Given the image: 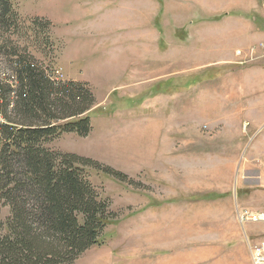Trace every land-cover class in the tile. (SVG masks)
I'll list each match as a JSON object with an SVG mask.
<instances>
[{
	"label": "rangeland",
	"instance_id": "374dc122",
	"mask_svg": "<svg viewBox=\"0 0 264 264\" xmlns=\"http://www.w3.org/2000/svg\"><path fill=\"white\" fill-rule=\"evenodd\" d=\"M149 5V0H12L18 18L12 15L0 26L5 84H15L17 54L52 81L83 83L90 93V133L65 132L44 146L98 161L102 168L88 167L86 174L116 217L103 243L68 264H251L249 243L264 240V222L239 224L237 212L248 198L237 186L241 159H218V152L234 154L241 130L244 145L255 127L260 126L255 137L264 136V57L257 46L253 57L239 48L242 54L236 51L230 62H209L242 44L224 40L216 27L190 31L200 23L185 8L176 16L187 22V35L162 30V39L143 44L140 35L149 32L138 30L141 15L148 14L146 23L158 29L163 18L175 17L161 13L156 21ZM231 16L212 13L202 22L237 23ZM246 20L264 29V0ZM227 102H254L263 110L217 125L220 105ZM210 151L215 158L205 159ZM256 156V167H245L264 175V155ZM107 167L128 179L107 174ZM256 201L264 202V196ZM7 202L0 200L1 220L9 214Z\"/></svg>",
	"mask_w": 264,
	"mask_h": 264
},
{
	"label": "trees",
	"instance_id": "16d2710c",
	"mask_svg": "<svg viewBox=\"0 0 264 264\" xmlns=\"http://www.w3.org/2000/svg\"><path fill=\"white\" fill-rule=\"evenodd\" d=\"M11 5L0 0L1 27L18 18ZM15 57V84L0 79V200L10 209L0 219V264L72 263L103 243L116 214L86 174L100 163L44 142L65 132L90 133V93L83 83L52 81L29 57ZM104 171L128 179L112 167Z\"/></svg>",
	"mask_w": 264,
	"mask_h": 264
},
{
	"label": "crops",
	"instance_id": "0c3cea01",
	"mask_svg": "<svg viewBox=\"0 0 264 264\" xmlns=\"http://www.w3.org/2000/svg\"><path fill=\"white\" fill-rule=\"evenodd\" d=\"M151 8L148 11L150 13L151 17H155L156 21L161 18L162 14H165L167 17L168 14H174L175 17L173 18L174 21L169 20V18L165 19V22L161 21L162 26L160 29L158 27L152 26L151 24L146 23V13L141 15L139 23L137 25L138 30H144L145 32H149V34L144 33L140 35V40H142L143 44L148 43V41L151 40V43H156L160 39H162V30H170L172 31H183L184 35H187L188 29H186V21L183 19V17L176 16V14L185 8V11L190 13L191 15L196 14V19L200 23L194 24L193 29L190 31H196V30H202V27H216V29L219 28V30H223L222 38H225L224 40L228 39H235L240 44H242L240 47L235 48V50H230L229 54H224V57L218 60H208L209 62H230L236 58V51L239 48H242V51H245V54L249 53L251 48L259 46L262 42H264V29L256 27L250 20V22H247L246 17L248 14L257 12L259 8V0H171L170 5L168 2L170 0H149ZM190 3V4H188ZM217 3V4H216ZM196 4V5H195ZM199 4V6H197ZM222 4V6L220 5ZM191 5H194L195 7H191ZM215 6L214 9L211 7ZM143 9L146 10L145 7V1L143 3ZM198 9L197 11H194ZM220 10V11H219ZM226 12L227 14L233 13V16L231 18H235L237 20V23L232 24L228 22L224 23H205L203 21V17L205 15H210L212 13L217 12ZM218 15V14H217ZM190 17V15H188ZM155 21V22H156ZM185 21V22H184ZM170 22L174 24V26L170 27ZM152 23H154L152 21ZM165 23L166 26H163ZM156 24V23H155ZM158 25V24H157ZM166 27V28H165ZM160 30V32H159ZM190 38V35H188ZM183 38V37H182ZM194 38H197V36L194 34ZM193 38V39H194ZM190 40V39H187ZM223 40V41H224ZM260 42V43H259ZM259 45H257V44ZM150 44V43H149ZM253 44H256L255 46ZM151 45V44H150ZM247 52V53H246ZM227 53V52H226ZM244 56V55H243ZM246 56V55H245ZM263 110L262 106L258 103H223L220 105V113L218 114L221 118V121L218 123L216 121V124H222V123H229V122H242L244 118L248 117L249 111H257V110ZM234 112V113H233ZM240 112V114H239ZM218 117L217 120L220 118ZM252 122V121H250ZM249 122H246L248 124ZM260 129V126L255 127L254 132L251 136L247 137L245 140V145L243 139L245 138L244 132L241 130L240 132H237L238 139L236 151L234 154L229 155V152L226 150L218 152L220 156H218V159H224V158H232V159H241L240 165L241 168L238 172L237 177V186L241 190L242 194H245L248 196L247 199L242 200L244 208L256 211V212H264V202L256 201V196H264V179L263 174H256V169L254 168H246L245 165L248 164L250 167H256L253 164L254 160L257 159L258 156L256 155H264V136L262 138L255 137ZM245 135H247L245 133ZM261 150V151H259ZM216 151H210V155L206 154L204 157L205 159H214V154ZM240 152V154H238ZM225 153V155H223ZM245 154V155H244ZM216 155V154H215ZM258 182V184H255ZM230 190L229 188L225 191ZM240 207V206H239ZM241 210V209H240ZM238 210V211H240ZM238 216V212H237ZM239 224L244 227L239 219L237 218ZM246 227V226H245ZM248 238H250L248 236ZM246 241V239H245ZM242 247H246V243H243ZM239 248V247H238ZM234 254V253H233ZM250 257V256H249ZM251 262V259H250ZM252 264V262H251Z\"/></svg>",
	"mask_w": 264,
	"mask_h": 264
},
{
	"label": "built area",
	"instance_id": "2783aa9c",
	"mask_svg": "<svg viewBox=\"0 0 264 264\" xmlns=\"http://www.w3.org/2000/svg\"><path fill=\"white\" fill-rule=\"evenodd\" d=\"M251 57L255 52V48H251ZM259 51L264 57V42L259 45ZM237 54H242V51H237ZM57 79L61 78L60 70H56ZM238 219L244 226L247 223H261L264 222V212H256L250 209H241L238 211ZM250 259L252 264H264V240L249 243Z\"/></svg>",
	"mask_w": 264,
	"mask_h": 264
}]
</instances>
